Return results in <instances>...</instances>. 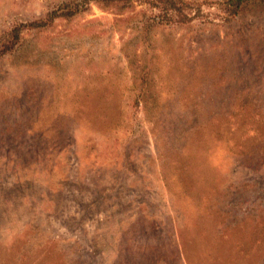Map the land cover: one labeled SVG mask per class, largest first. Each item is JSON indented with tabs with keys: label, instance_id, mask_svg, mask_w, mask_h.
Wrapping results in <instances>:
<instances>
[{
	"label": "rangeland",
	"instance_id": "374dc122",
	"mask_svg": "<svg viewBox=\"0 0 264 264\" xmlns=\"http://www.w3.org/2000/svg\"><path fill=\"white\" fill-rule=\"evenodd\" d=\"M180 1L0 0V264H264V6Z\"/></svg>",
	"mask_w": 264,
	"mask_h": 264
},
{
	"label": "trees",
	"instance_id": "16d2710c",
	"mask_svg": "<svg viewBox=\"0 0 264 264\" xmlns=\"http://www.w3.org/2000/svg\"><path fill=\"white\" fill-rule=\"evenodd\" d=\"M98 4H103V5H109V3H114L118 2L120 0H93ZM143 1V0H141ZM157 3L158 7L161 10L160 16L163 18H166L168 15V12L170 10H173V14H175L177 17L179 16H185L181 10L182 7L178 6L176 4L180 0H155ZM182 2V1H180ZM224 3H227L228 6L226 7V12L231 15L237 14L241 9L246 7H259V6H264V0H226ZM262 3V4H261ZM78 5L75 4L74 9ZM73 8L66 5V6H56V8H53L52 11L46 13L44 16H41L37 19H34L32 21L26 22L23 24L24 27H27L28 29L30 28H38L42 26H46L50 24L54 18L56 17H62V16H67V14H72ZM76 10V9H75ZM74 10V11H75ZM20 30L16 27L14 29H11L10 34H11V39H14L17 41L18 35H19Z\"/></svg>",
	"mask_w": 264,
	"mask_h": 264
}]
</instances>
